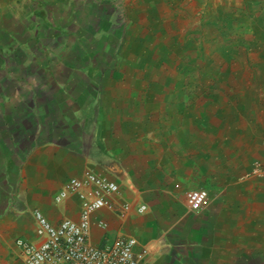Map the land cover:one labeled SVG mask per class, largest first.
I'll use <instances>...</instances> for the list:
<instances>
[{
	"label": "crops",
	"instance_id": "1",
	"mask_svg": "<svg viewBox=\"0 0 264 264\" xmlns=\"http://www.w3.org/2000/svg\"><path fill=\"white\" fill-rule=\"evenodd\" d=\"M263 160L264 0H0V264H23L34 209L78 220L54 197L86 170L119 189L93 245L264 264ZM191 189L208 191L194 212Z\"/></svg>",
	"mask_w": 264,
	"mask_h": 264
},
{
	"label": "built area",
	"instance_id": "2",
	"mask_svg": "<svg viewBox=\"0 0 264 264\" xmlns=\"http://www.w3.org/2000/svg\"><path fill=\"white\" fill-rule=\"evenodd\" d=\"M251 173L264 179V160L252 166ZM115 181L86 170L79 177H70L55 195L59 202L70 195L79 201V218H63L51 223L39 209L32 211L37 240L17 238L23 264H141L148 253L131 236L118 237L104 246L89 241L92 215L101 209L114 210L112 197L118 194ZM208 197L206 189L185 192V201L191 211H198ZM128 205L121 206V214ZM145 205L139 207L142 212ZM105 227V223H100Z\"/></svg>",
	"mask_w": 264,
	"mask_h": 264
},
{
	"label": "rangeland",
	"instance_id": "3",
	"mask_svg": "<svg viewBox=\"0 0 264 264\" xmlns=\"http://www.w3.org/2000/svg\"><path fill=\"white\" fill-rule=\"evenodd\" d=\"M103 1H105V0H103ZM113 0H107V3L108 4H110L111 2H112ZM231 7V6H230ZM218 8V7H217ZM216 8L214 7V10H215ZM213 12V11H212ZM211 12V13H212ZM210 13V12H209ZM37 18H40V19H44L42 16L41 17H37ZM44 21H46V20H44ZM57 30H60V28H56ZM25 47L28 49L29 48V44L28 43H26L25 44ZM4 50H6V51H8L9 50V48H7V47H5V49ZM5 53V52H4ZM10 54H11V52H9ZM6 62H5V60H3V63L2 64H5ZM6 260L10 263V264H13L16 260H17V256H16V254L14 253V252H11V254H8L7 256H6Z\"/></svg>",
	"mask_w": 264,
	"mask_h": 264
}]
</instances>
